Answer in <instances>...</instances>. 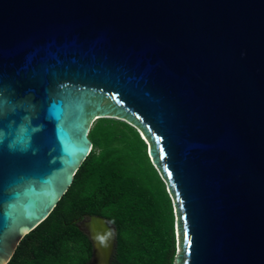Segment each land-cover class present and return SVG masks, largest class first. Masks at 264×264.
Segmentation results:
<instances>
[{
    "label": "water",
    "instance_id": "1",
    "mask_svg": "<svg viewBox=\"0 0 264 264\" xmlns=\"http://www.w3.org/2000/svg\"><path fill=\"white\" fill-rule=\"evenodd\" d=\"M102 118L165 184L173 264H264V0H0V264Z\"/></svg>",
    "mask_w": 264,
    "mask_h": 264
},
{
    "label": "trees",
    "instance_id": "2",
    "mask_svg": "<svg viewBox=\"0 0 264 264\" xmlns=\"http://www.w3.org/2000/svg\"><path fill=\"white\" fill-rule=\"evenodd\" d=\"M87 138L91 148L67 190L6 264H90L92 243L77 225L84 217L112 228L108 264H173L172 204L138 132L102 118Z\"/></svg>",
    "mask_w": 264,
    "mask_h": 264
},
{
    "label": "rangeland",
    "instance_id": "3",
    "mask_svg": "<svg viewBox=\"0 0 264 264\" xmlns=\"http://www.w3.org/2000/svg\"><path fill=\"white\" fill-rule=\"evenodd\" d=\"M77 225H78V228L90 238V240L94 241V237L91 232V223H90L89 218L87 217L82 218L77 223ZM93 228H95L96 230V229H99L100 227H98V225L93 224ZM100 233L101 235H98L100 246L97 247V245H95L96 243H94V253L91 257L90 264H108L109 263V256H110L112 245H113V231H112V228L107 223H104L103 229ZM174 251L176 254L177 238H176L175 230H174Z\"/></svg>",
    "mask_w": 264,
    "mask_h": 264
},
{
    "label": "snow or ice",
    "instance_id": "4",
    "mask_svg": "<svg viewBox=\"0 0 264 264\" xmlns=\"http://www.w3.org/2000/svg\"><path fill=\"white\" fill-rule=\"evenodd\" d=\"M187 238L186 234H185V239Z\"/></svg>",
    "mask_w": 264,
    "mask_h": 264
}]
</instances>
